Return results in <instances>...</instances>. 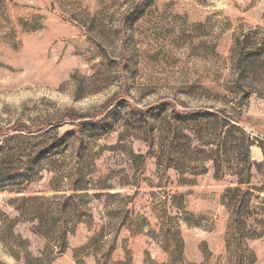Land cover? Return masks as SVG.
Returning a JSON list of instances; mask_svg holds the SVG:
<instances>
[{"label": "rangeland", "instance_id": "1", "mask_svg": "<svg viewBox=\"0 0 264 264\" xmlns=\"http://www.w3.org/2000/svg\"><path fill=\"white\" fill-rule=\"evenodd\" d=\"M164 103L216 113L199 132L210 143L248 136L233 169L262 164L264 0H0V264H103L107 242L110 264L164 262L166 193L182 196L169 211L186 264L236 263V250L242 264H264V234L240 251L234 242L230 172L205 162L184 175L190 185L157 174L146 140L150 125L164 127ZM251 178L264 189V167ZM69 196L83 220L60 253L49 225ZM123 208L131 229H119ZM105 227L117 237L100 242Z\"/></svg>", "mask_w": 264, "mask_h": 264}, {"label": "trees", "instance_id": "2", "mask_svg": "<svg viewBox=\"0 0 264 264\" xmlns=\"http://www.w3.org/2000/svg\"><path fill=\"white\" fill-rule=\"evenodd\" d=\"M127 17V19L131 18L130 15ZM164 106H167L169 109V113L167 112L168 114L164 116L163 119L164 127L160 129L156 128L154 125H150V138L148 141L146 140L149 144L151 155H153L155 159L157 174L161 177H166L168 171H174L181 178L179 181L180 185H190L191 180L184 177V175H194L192 172L198 169L204 172V170H206L204 167L205 162L213 163L217 176H222L221 173L225 170L230 172L228 174L236 178V182L233 187L225 191V198L226 201H228L226 209L229 210V215L231 217V231L233 236L236 237L234 242L238 244L240 251L244 239H255L264 234V218L259 217L258 220L257 218L252 219L259 210L261 215L264 214V199L260 200L261 203H259V206L254 205L255 202L259 201V198L256 197L255 194L261 193L264 189H257L251 184V169L255 167L257 172H259V168L264 167V156L262 164H260V166L258 165V167L251 164L248 159H244L239 167L237 166L236 169H233V167H231L233 166L231 157L234 151H238V153L242 151V154L246 155L247 158L248 150L250 146H252L248 136L242 133L241 139L233 141L226 135L222 145L219 144V142L210 143L209 141H205L203 133L201 132V135L199 132L202 127V121L210 117L217 119L216 113H208L204 110H195L191 112L183 110L178 111L177 108L170 103H164L161 108H156L155 112L158 115L164 113L165 110H167V108L164 110L162 109ZM66 119H69V117L64 116L63 120ZM47 124L45 125L46 127H41L35 133L41 132L45 128L47 129L49 125H52ZM11 130H14V128L9 131ZM26 130L27 133H33L31 128H26ZM2 135L3 134H1V136ZM212 144L215 146V149H210ZM195 145L197 146L195 147ZM260 146L264 151V146L262 144H260ZM195 157H197L196 160H194ZM239 168H241V170L238 171ZM169 196L171 195L166 193V196L159 203V211L161 213V218L159 219H163L166 225L160 229L161 233L159 234L158 242L166 260L160 263L152 259L149 260L148 264H186L185 258L183 257L184 242L180 237L179 226L177 223H170L173 220H171V211H169L171 207L183 208L182 206L178 207L175 205V201L182 200V196H172L170 198ZM74 199V196H69L58 205L56 209L57 217L52 220L49 225L53 231H57L56 234H58V236L55 242L59 244L57 247L60 249V253L67 248L66 237L69 230V228H67L68 225L74 226L75 224L82 223L83 220L82 215L79 213L80 211H78V202ZM119 212L117 216V221L121 224L119 229L133 228V225L136 224V221H132L133 215L126 212L124 208L120 209ZM110 230H112L110 227L100 228V232H96L95 236L101 242L103 239H106L108 234L114 232ZM117 233H113L112 237H117ZM112 242H114V239L111 240V243ZM107 244L110 245V247L106 249L105 254L102 256V259H104L103 264H110V257L114 250V245L112 246L109 242H107L106 245ZM234 255H236L234 258L238 261L236 260V263L230 264H242V256L237 255V250L234 251ZM114 264H132V261L124 259Z\"/></svg>", "mask_w": 264, "mask_h": 264}]
</instances>
